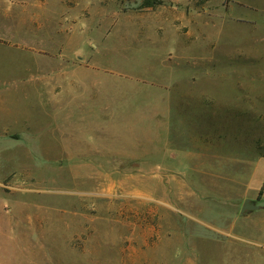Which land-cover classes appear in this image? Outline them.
I'll list each match as a JSON object with an SVG mask.
<instances>
[{"label":"rangeland","instance_id":"374dc122","mask_svg":"<svg viewBox=\"0 0 264 264\" xmlns=\"http://www.w3.org/2000/svg\"><path fill=\"white\" fill-rule=\"evenodd\" d=\"M0 264H264V0H0Z\"/></svg>","mask_w":264,"mask_h":264},{"label":"water","instance_id":"95a60500","mask_svg":"<svg viewBox=\"0 0 264 264\" xmlns=\"http://www.w3.org/2000/svg\"><path fill=\"white\" fill-rule=\"evenodd\" d=\"M259 207L251 202V200H245L242 210H241V215L245 214L247 211L251 210H257Z\"/></svg>","mask_w":264,"mask_h":264},{"label":"trees","instance_id":"16d2710c","mask_svg":"<svg viewBox=\"0 0 264 264\" xmlns=\"http://www.w3.org/2000/svg\"><path fill=\"white\" fill-rule=\"evenodd\" d=\"M260 194H262V192Z\"/></svg>","mask_w":264,"mask_h":264}]
</instances>
